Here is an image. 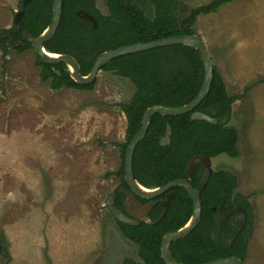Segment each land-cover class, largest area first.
<instances>
[{
    "label": "rangeland",
    "instance_id": "374dc122",
    "mask_svg": "<svg viewBox=\"0 0 264 264\" xmlns=\"http://www.w3.org/2000/svg\"><path fill=\"white\" fill-rule=\"evenodd\" d=\"M190 10L211 0H178ZM19 0H0V30L9 29ZM108 14L107 0H94ZM140 6L149 17L147 0ZM195 31L206 42L231 96L229 126L239 157L212 159V170L238 180L236 193L254 210L244 264H264V0H237L201 16ZM37 55L10 50L5 75L0 50V264H123L138 247L120 233L107 208L120 185L122 106L130 81L101 70L92 90L54 91L40 79Z\"/></svg>",
    "mask_w": 264,
    "mask_h": 264
},
{
    "label": "trees",
    "instance_id": "16d2710c",
    "mask_svg": "<svg viewBox=\"0 0 264 264\" xmlns=\"http://www.w3.org/2000/svg\"><path fill=\"white\" fill-rule=\"evenodd\" d=\"M19 11L22 1L19 0ZM140 0H107L108 14H102L94 0H63L61 22L56 34L45 43L47 52L69 55L76 59L81 74L91 73L96 59L103 53L121 47L159 41L179 35H195V24L201 16L218 12L221 8L237 0H211L184 15L186 6L178 0H147L154 9L149 17L140 6ZM54 0H34L26 8L21 19V28L15 24L0 30V50L2 52V73L5 75L7 57L12 49L22 55L32 49V44L23 39L24 32L35 38L41 36L50 26L53 18ZM83 10L97 21L95 29L91 22L76 14ZM40 79L49 82L54 91L62 88L92 90L94 83L81 85L66 72L63 63L51 65L37 56ZM101 70L127 79L134 86V94L122 106L127 119L126 139L120 144L122 166L111 174L120 179L115 207L124 211L125 194L130 187L125 180L124 161L128 146L142 126L145 112L154 106L180 108L191 103L201 90L205 78V68L199 50L173 45L151 49L114 59ZM57 71L60 74H57ZM242 95L231 96L224 79L215 66L211 89L204 101L195 109L219 123L212 125L204 121H192L191 114L180 116L155 115L145 138L136 147L133 156L135 180L144 188L156 189L170 182L186 179V171L191 160L203 155L211 160L222 155L236 159L239 157V134L229 126L233 105ZM228 119L226 125L222 121ZM167 125L172 127L171 142L161 146ZM204 168L199 166L190 183L201 194L202 217L198 227L186 238L173 242L170 255L179 264H208L220 259L238 257L245 262L248 245L254 225V210L248 199L236 193L238 180L226 170L213 171L209 182L202 188ZM175 196L167 207L162 205L168 193L155 199L151 219L156 221L163 212L165 216L155 225L145 223L129 226L115 222L123 237L138 247V259L126 260L123 264H166L161 256L164 236L173 233L190 221L194 204L191 195L184 188H173ZM141 202H146L141 200ZM222 204H239L247 215L246 226L231 247L226 241L236 225L238 216L232 215L221 227L220 241L215 242L212 232ZM0 255L9 260L7 247L0 240Z\"/></svg>",
    "mask_w": 264,
    "mask_h": 264
},
{
    "label": "water",
    "instance_id": "95a60500",
    "mask_svg": "<svg viewBox=\"0 0 264 264\" xmlns=\"http://www.w3.org/2000/svg\"><path fill=\"white\" fill-rule=\"evenodd\" d=\"M34 0H23L22 1V9L15 14L14 24L18 29L21 28V19L25 14L26 8L30 3ZM62 9H63V0H54L53 7V18L50 26L44 31V33L38 38L33 37L29 34V32H24L23 39L30 42L32 44V49L36 53V55L46 64L57 65V64H65L67 66L66 72L70 74L71 78L78 84L87 85L92 84L96 81L97 76L101 69L109 64L116 58L136 54L140 52H145L155 48L168 47L173 45H185L189 47H193L200 51L201 57L204 63L205 68V78L203 85L201 87L200 92L195 97V99L180 108H166L161 106H154L149 108L142 119V126L138 133L131 140L128 149L125 154L124 161V172H125V180L128 186L130 187V191L122 190V193L125 194L126 199L124 202V208L126 212H123L115 207L116 194H113L107 201V208L114 216V218L123 224L129 226H138L141 223H145L148 225H155L162 221L165 216V212L156 220L153 221L149 216L151 210L154 207L153 203H148L143 205L139 202V199L144 201H152L157 199L158 197L166 194V199L163 202V205L168 206L170 200L174 197V193H169L173 188H184L186 189L192 197L194 210L193 215L190 221L186 226L181 228L180 230L168 233L164 236L161 243V256L166 264H179L173 260L170 255L169 247L173 242L182 240L189 236L200 224L202 217V202H201V194L198 188L193 187L190 183L192 180L193 174L196 169L201 166L204 168V178L201 184V187L204 188L212 175V161L210 158H207L203 155L195 156L191 162L189 163L186 171V179H181L177 181H173L168 183L163 187H159L156 189H147L141 186L134 178L133 173V156L138 144L145 138L146 133L148 131L150 120L153 116L159 114L162 116L170 117V116H180L191 114L192 121H204L208 122L212 125H216L219 123L218 119L210 117L202 112H195V109L204 101L205 97L209 93L211 89V85L214 78V60L209 51V48L204 41V39L198 35H179L171 38L161 39L159 41H151L148 43H139L134 45H129L125 47L118 48L116 50L108 51L101 54L95 61V64L92 68V71L89 75L83 76L81 74V68L79 63L75 58L69 55H59L52 54L47 52L44 45L47 41H49L57 32L58 27L61 22L62 17ZM79 18L89 21L92 23L93 27L96 29L98 27L97 21L91 14L80 10L76 14ZM57 74H60L57 71ZM228 119L222 121L223 125L228 123ZM172 135V127L167 125L166 134L161 140V146L165 147L170 144ZM214 211H218V217L216 224L214 226L212 232V238L215 242L220 241L221 235V227L223 223L228 220L233 214H237L239 217L238 224L228 237L226 241V246L231 247L238 235L242 232L247 222V215L245 209L239 204H230L224 205L222 204L218 209H213ZM208 264H244V262L238 257H231L226 259H220Z\"/></svg>",
    "mask_w": 264,
    "mask_h": 264
},
{
    "label": "flooded vegetation",
    "instance_id": "af4514ba",
    "mask_svg": "<svg viewBox=\"0 0 264 264\" xmlns=\"http://www.w3.org/2000/svg\"><path fill=\"white\" fill-rule=\"evenodd\" d=\"M213 171H214V170H213ZM212 173H213V172H212ZM172 192H173V191H172ZM169 193H171V191H170ZM173 193H174V192H173ZM164 195H165V194H164ZM116 196H117V195H116ZM162 196H163V195H162ZM174 196H175V193H174ZM125 197H126V196H125ZM158 198H159V197H158ZM173 198H174V197H173ZM173 198H172V199H173ZM116 199H117V197H116ZM125 199H126V198H125ZM172 199H171V200H172ZM153 201H154V200H152V201H146V202L143 203V202H141L140 199H139V202H141L143 205L148 204V203H153V204H154V207H155V203H154ZM115 202H116V200H115ZM124 202H125V201H124ZM163 202H164V201H163ZM162 205H163V203H162ZM163 206H164V205H163ZM154 207H153V209H154ZM164 207H165V206H164ZM166 207H167V206H166ZM153 209L151 210V212H150V214H149L150 217H151V213H152ZM212 209H214V208H212ZM215 209H218V208H215ZM119 210H121V209H119ZM121 211H123V210H121ZM213 211H214V210H213ZM216 211H217V210H216ZM123 212H126L125 208H124V211H123ZM217 212H218V211H217ZM163 213H164V212H163ZM163 213H162V214H163ZM162 214H161V215H162ZM165 214H166V213H165ZM233 215H234V214H233ZM236 215H237V214H236ZM237 216H238V215H237ZM238 219H239V217H238ZM141 224H142V223H141ZM138 226H139V225H138Z\"/></svg>",
    "mask_w": 264,
    "mask_h": 264
}]
</instances>
